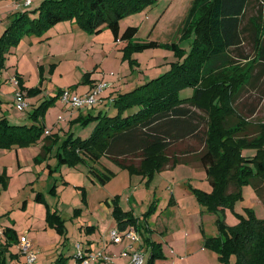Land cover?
Wrapping results in <instances>:
<instances>
[{
	"label": "rangeland",
	"instance_id": "1",
	"mask_svg": "<svg viewBox=\"0 0 264 264\" xmlns=\"http://www.w3.org/2000/svg\"><path fill=\"white\" fill-rule=\"evenodd\" d=\"M42 1L34 0L32 4L25 5L22 0H0V37L10 25L16 11L35 8ZM197 1L199 0H156L153 4L125 15L120 20L121 31L129 26L138 28L137 34L129 41L116 42L112 31L107 27L98 33H91L80 27L79 30L76 29V33L55 36V31L60 26L68 27L67 24L75 22L66 20L57 23L61 25L51 26L40 35H25L35 37L37 44L33 48H20L14 53L11 48L6 53L5 64L0 69V119L6 116L11 124L44 125V132L38 143L0 147V175L6 173L9 176L8 184L0 185V224L14 225L19 235L35 240L39 253L43 251V254L33 264L45 261L53 263L60 254L67 256V264H74L78 260V243L84 249L89 240L97 239L106 229L111 231L117 225L111 210L112 200L116 196L120 197L123 209L133 212L139 218L146 235L151 234L152 241H160L162 256L155 258V264L177 263V258L181 257L177 253H183L185 240L191 239L195 244L194 240L198 239L196 237H203V233L221 234L218 218L225 221L228 230L240 223V215L247 217L251 212L258 219H264V205L250 184L243 185L242 198L219 212L210 211L200 204L194 189L210 191L211 185L205 169L196 161L165 167L153 176L131 172L107 155H102L97 162L85 157L86 161L75 165L63 163L59 166V153L65 154L66 139L72 135L88 137L97 121H77L80 117L77 108L63 103L58 93L64 89L73 93H87L85 90L89 83H83L84 73L87 72L95 74L99 82H107L109 87L105 89L103 96L115 99L169 71L192 47L195 30L187 24L186 18ZM41 38L44 41L39 42ZM149 41H156L157 45L143 50L129 46L130 43L135 45ZM242 48L249 54L250 62L239 56L235 58L240 65L246 64V68L247 61L251 65L256 51L250 42L244 43ZM38 52L43 57L34 60V55ZM256 70L259 72L261 67ZM24 86L40 87L41 91L29 96L23 89ZM248 88L242 92L237 106L241 109L242 104H258L257 112L251 116V120L264 122V73L255 78ZM19 90L26 95L28 108L25 110L18 109L14 101V94ZM191 93L192 89L186 88L180 95L187 97ZM47 100L53 102L44 110L41 109L38 119L35 118L33 113ZM99 105L103 106L102 109L96 105L85 115H95L101 110L110 116L117 113L116 107L108 99ZM248 109L250 107L244 113H250ZM134 111L135 108H132L125 113ZM72 121L77 122L70 128ZM47 137L53 138L52 150L45 149L48 147ZM189 140L178 142L176 150L185 149L189 143L194 144L196 149L199 148L195 140ZM254 152L253 149L244 151L245 154ZM94 170L106 173L110 178L102 182ZM54 188L56 192L53 191ZM38 192L43 193L42 201L36 198ZM173 193L177 204L169 205ZM153 206L155 212L151 214ZM48 209L51 212L57 211L65 220L63 232L48 224ZM146 224L151 232L145 228ZM16 246L12 245L10 252L15 253ZM173 247L176 255L172 251ZM102 250L103 247L93 248L94 252ZM149 252H144L145 263ZM214 252L211 251L212 256H218ZM7 256L6 264H11V254L8 253ZM194 256L189 259L186 257L180 264L203 263ZM20 257L13 264H31L25 257ZM42 257L46 258L44 262L41 261ZM213 258L209 259L208 264H225L215 259L216 257ZM229 261L230 264H235L236 256L231 254Z\"/></svg>",
	"mask_w": 264,
	"mask_h": 264
},
{
	"label": "trees",
	"instance_id": "2",
	"mask_svg": "<svg viewBox=\"0 0 264 264\" xmlns=\"http://www.w3.org/2000/svg\"><path fill=\"white\" fill-rule=\"evenodd\" d=\"M155 1L43 0L35 8L16 11L0 37V69L5 64L6 53L18 46L25 35H40L66 20L75 21L91 33L107 27L116 42L132 40L138 28L129 26L121 31V18ZM186 22L195 30L190 51L169 71L115 97L111 102L117 109L114 116L101 110L95 115L79 117L81 122L95 119L97 124L86 138L72 135L66 139L65 154L59 153V166L75 165L86 161L85 157L97 162L102 155H107L131 172L153 176L165 167L196 161L205 169L211 190L195 188L194 193L210 211L219 212L225 206H233L234 201L242 198L245 184L252 185L264 205V122L251 120L258 104H242L241 109L237 106L242 92L264 73V0H199L191 7ZM246 42L252 43L256 51L251 65L249 54L242 48ZM156 45V41H149L129 46L143 50ZM235 56L249 61L246 68ZM258 67H261L259 72ZM90 76L84 73L83 82ZM186 88L192 89L191 95L181 97V91ZM39 90L40 87H33L26 91L30 96ZM52 102L45 101L33 116L38 119L40 110ZM249 107L250 113H244ZM132 108L134 112L125 113ZM43 132L42 124H11L4 116L0 119V147L36 144ZM52 139L46 138L45 149L52 150ZM185 140H195L199 148L189 143L185 149L176 150L177 143ZM246 149L255 152L245 154ZM95 173L102 182L110 178L106 173ZM8 177L6 173L0 175V185L6 186ZM42 195L37 193L38 201H42ZM173 204L172 195L169 205ZM111 205L120 228L131 225L139 233H145L139 218L123 209L119 196L113 198ZM154 209L155 206L151 214ZM46 216L48 224L64 231L65 220L57 211L48 209ZM240 217V223L229 230L225 221L218 218L221 234L203 233V247L215 251L225 264H230L231 254L236 256L235 264H264V219H258L251 212L247 217ZM2 227L0 264H6L8 253L11 259L19 257L9 248L18 244L20 237L12 226ZM145 228L151 232L148 224ZM145 243L150 247L145 264H155V258L162 256L161 243L149 236L145 237ZM66 260L67 256L60 254L52 264H67Z\"/></svg>",
	"mask_w": 264,
	"mask_h": 264
},
{
	"label": "crops",
	"instance_id": "3",
	"mask_svg": "<svg viewBox=\"0 0 264 264\" xmlns=\"http://www.w3.org/2000/svg\"><path fill=\"white\" fill-rule=\"evenodd\" d=\"M63 23V22H62ZM73 24V25H72ZM57 25H61V24H57ZM67 25H69L68 27H66V26H60V28H58L56 31H55V36H60V35H63V34H71V33H76L75 31H77L76 29H78L79 30V28L80 27H78L77 25H76V23L75 22H70V24H67ZM76 25V26H75ZM59 27V26H58ZM75 27H78V28H75ZM6 29V28H5ZM27 36H25L24 38H26ZM24 38L22 39V41H21V43H20V45L16 48H12L13 49V53L14 52H18V49H20V48H33L36 44H37V42H36V40H35V37L34 36H29V37H27V39H25L24 40ZM41 41H44V40H42V38L39 40V42H41ZM23 43V44H22ZM36 54V53H35ZM43 57V55L42 54H40L39 52L37 53V55H34V60H36V58H37V60H38V58H42ZM20 76H22V75H20ZM96 75L95 74H93V75H91L90 76V78L89 79H87V82L85 81V82H83V83H85V84H87V83H89V85L87 84V89L85 90V92H88L89 90H91L94 86H95V84L98 82V78H96L95 77ZM89 80V81H88ZM42 82V81H41ZM28 86V85H27ZM27 86H25L26 87V90L28 89V87ZM90 88V89H89ZM25 90V89H24ZM25 90V91H26ZM78 90H80V87H78ZM27 92V91H26ZM75 93H77V92H75ZM79 94V93H78ZM111 97H113V96H111ZM108 99V101L110 100V102H111V99L112 98H110V97H108V96H106V95H104L103 96V103ZM97 107H99V108H101L102 109V105H97ZM77 113H79V115H80V117H84V116H86L85 114L87 113V112H89L90 113V110L89 109H86V108H84V109H77ZM76 113V112H75ZM79 121H81V119L79 118ZM77 121H72L71 123H70V128H72L73 127V125L76 123ZM79 137H81V136H79ZM82 138V137H81ZM209 182V181H208ZM210 184V183H209ZM173 196H174V193H173ZM258 198H259V200L262 202V200H261V198L259 197V196H257ZM174 199H175V205L177 204V200H176V198H175V196H174ZM263 203V202H262ZM112 204V203H111ZM120 204H121V202H120ZM122 206V205H121ZM123 207V206H122ZM109 208L107 207V210H108ZM111 210H112V208H111ZM125 210V209H124ZM117 224V223H116ZM9 226H12L13 228H15V226L14 225H9ZM129 226H131V225H129ZM128 226V227H129ZM127 227V228H128ZM148 227H149V225H148ZM114 228H118V229H122V228H120L118 225H116ZM113 228V229H114ZM150 228V227H149ZM16 229V228H15ZM124 229H126V228H124ZM151 229V228H150ZM167 228H165V230H166ZM17 230V229H16ZM108 229H106L105 230V232H103L101 235H100V237H97V239H93V240H89L88 241V246H86L84 249H85V251H87V252H91V251H93V248H99V247H103V251L105 252L104 254H107V255H109V256H111L112 257V262H110V261H106V260H103V259H101V260H95V261H92L90 264H130V259H131V251L132 250H140V251H142L143 253L145 252V251H150V247L149 246H147L146 245V243H145V237H147V236H149L150 238H152L151 236V234H148L147 233V235L145 234V233H142V232H140V237H141V239H140V241H133L132 239H130V238H127V237H125L124 239H123V241L122 242H120V243H115V242H112L110 239H109V233H110V231L108 230ZM151 231V230H150ZM18 232V231H17ZM18 235H19V233H18ZM1 236V235H0ZM22 235L20 234L19 235V237H21ZM31 241H32V243H33V245H34V248L39 252V250L37 249V247H36V243L34 244V239L33 238H30V237H28ZM196 238H198V239H196V240H194L195 241V244H193V242H192V240L191 239H188V240H185L186 241V244H184V251H183V253L181 254V253H177L176 252V250H175V247H173V250L172 251H174L175 252V255H176V253H177V256H180L181 255V257L180 258H177V263H175V264H180L181 262L180 261H183L186 257V259H189L191 256H193V255H195L196 256V259H201V261H203V263L202 264H208L209 262H210V260H213L214 258L213 257H216L215 259H218V256H212V254H211V251L212 250H210V249H206V248H204L203 247V237L202 236H197ZM1 240L3 241V238L1 237ZM156 241V240H155ZM157 242H160V241H157ZM17 246V251L15 252V253H18L19 254V257L17 258V259H13V261H11V264H13V262L15 261V260H20V256H22L19 252H18V244H16ZM97 246V247H96ZM125 250H127V254L126 255H124L123 254V251H125ZM96 252V251H95ZM214 252V251H213ZM214 253H216V252H214ZM43 254V251H40V253H38V257H39V255H42ZM149 254H150V252L148 253V256H149ZM174 254V253H173ZM50 256V255H49ZM194 256V257H195ZM22 257H24V256H22ZM213 258V259H212ZM210 259V260H209ZM39 260V259H38ZM46 260V258L45 257H42L41 258V261H45ZM79 261L77 260L74 264H79L78 263ZM212 262V261H211ZM42 264H52V263H50L49 261H45L44 263H42ZM174 264V263H173Z\"/></svg>",
	"mask_w": 264,
	"mask_h": 264
},
{
	"label": "built area",
	"instance_id": "4",
	"mask_svg": "<svg viewBox=\"0 0 264 264\" xmlns=\"http://www.w3.org/2000/svg\"><path fill=\"white\" fill-rule=\"evenodd\" d=\"M32 2L33 0H23L25 5H30ZM108 87L109 84L107 82L98 81L91 91L85 94L73 93L69 89H64L62 90L60 99L63 103L71 105L74 109H91L96 105L103 103V94ZM25 97V93L20 90L14 94V101L20 110L28 108ZM113 100L114 99H111V102H113ZM2 234L3 227L0 225V235ZM125 237L130 238L133 241H140L141 239L140 233L135 226H129L126 229L114 228L109 233V239L115 243L122 242ZM77 250L76 256L79 260V264H90L92 261L101 259L112 262V257L104 254L105 252L103 250L98 252H87L79 243L77 244ZM18 252L25 257L28 263L33 264L38 259L39 252L34 248L32 241L27 236L22 235L20 237V241L18 242ZM127 253V250L123 251L124 255ZM130 264H145L144 253L140 250H132Z\"/></svg>",
	"mask_w": 264,
	"mask_h": 264
}]
</instances>
